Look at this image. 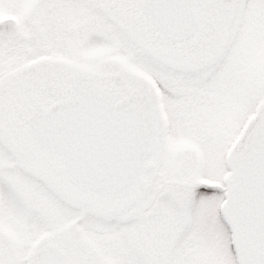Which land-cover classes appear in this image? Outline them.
Listing matches in <instances>:
<instances>
[{"label": "snow or ice", "instance_id": "1", "mask_svg": "<svg viewBox=\"0 0 264 264\" xmlns=\"http://www.w3.org/2000/svg\"><path fill=\"white\" fill-rule=\"evenodd\" d=\"M0 264H264V0H0Z\"/></svg>", "mask_w": 264, "mask_h": 264}]
</instances>
